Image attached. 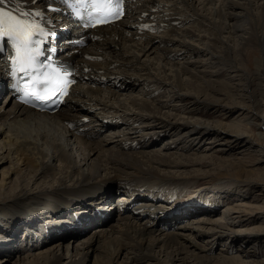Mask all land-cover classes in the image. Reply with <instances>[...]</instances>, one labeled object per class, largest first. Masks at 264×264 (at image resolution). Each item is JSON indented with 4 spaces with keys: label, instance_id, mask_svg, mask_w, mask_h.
<instances>
[{
    "label": "bare ground",
    "instance_id": "1",
    "mask_svg": "<svg viewBox=\"0 0 264 264\" xmlns=\"http://www.w3.org/2000/svg\"><path fill=\"white\" fill-rule=\"evenodd\" d=\"M125 5L72 57L85 74L54 115L2 97L0 73V264H126L122 255L130 264H251L223 256L258 241L246 222L230 234L218 204L207 213L196 196L167 210L174 198L162 194H180L199 172L229 198L264 191V0ZM0 7L38 10L44 33L61 22L42 0ZM178 107L188 112L170 115ZM203 108L216 122L184 119ZM256 152L254 162L237 158ZM114 192L134 195L135 206H112ZM236 208L227 215L237 219Z\"/></svg>",
    "mask_w": 264,
    "mask_h": 264
},
{
    "label": "rangeland",
    "instance_id": "2",
    "mask_svg": "<svg viewBox=\"0 0 264 264\" xmlns=\"http://www.w3.org/2000/svg\"><path fill=\"white\" fill-rule=\"evenodd\" d=\"M151 49L155 53V57H156V54H159V53L161 54L162 53L160 51V49L158 47H156V44L152 45ZM252 61H253V58H252ZM142 65L143 64L140 62V66L139 67H141V69L144 68V66H142ZM134 78H136V77H134ZM139 82L141 83V81H139ZM134 83H135V81H134ZM130 85H133V83H131ZM140 87H141V85H139L137 90H135V91H138V89ZM165 93L167 95V91H165ZM1 95L3 97V96L6 95V93H3ZM164 99H165V97H164ZM178 108H179V110L177 112L170 113V115L173 116V115L179 114L180 116H182V114H185V113L188 112V109H186V108H182V107H178ZM201 110L203 112H200V114H198V112L196 114L194 112H192V113H189L186 116H184V119H189L190 118V119H192V121L200 119V120H203L205 122H212V123L216 122L217 119H216L215 115H212L210 112H207V110L204 109V108L201 109ZM208 116H210V117L212 116V117L211 118H207ZM204 117H206V118H204ZM134 118H135V116H134ZM136 118L138 120V117H136ZM232 121H233L232 119L228 120V121H226V124H229ZM210 142L211 141H205V142L203 141L202 144L205 143L204 146H207V145H209L208 143H210ZM198 144H200V142ZM215 144L216 143H214L211 146L215 147L214 146ZM208 148H210V147H208ZM212 153H213V151L211 150V151L208 152V155H210ZM217 155L221 157V153L220 152H217ZM237 155H238L237 158L243 159L244 162H254L257 158H259L258 157L259 156L258 152H256L255 154H248L247 156L244 153H240V154H237ZM239 156H241V157H239ZM223 157H225V154H223ZM204 174H205L204 172H199L198 174H196L197 179L191 180L192 181V182H190L191 184L187 185L184 189H182L181 193H183V194L180 193L178 195L183 198L187 194L192 193L193 192L192 190L194 188L197 189V190L200 189L199 191H201L202 188H203V190L207 189L208 186H210L214 182H211V183L208 184L207 179L204 176ZM216 190H217V192H216ZM218 190H219V187H212L210 189H207L208 192H206V191H204L205 193L203 192L204 195L207 197L206 201L213 202V204L210 205L211 206L210 209L207 210V213L208 212H212L213 211V207L212 206H215L216 204H218L217 213H218L219 218L223 219V221H227L229 224H232V226L228 227V230H230L228 232H230V234L236 233L234 231H237L239 228H241L239 226L238 222L243 220L244 222H246V224H245V227H242V228L250 230L252 233H254L255 235L259 236L258 241L254 242L253 244H251V245L247 244L244 247L236 246L233 249H230L228 254H224L223 256L228 257V258H234V257L240 256V258L244 261V263L245 262H252L253 264L254 263H259V264L264 263L263 262L264 261V191H263L264 189L263 188L261 189L263 191L262 193L261 192H256L255 194L251 195L250 198H247V197L246 198H241L240 196H236V197L232 196V197L229 198V197H227L225 195V193H223L221 191L218 192ZM116 197L119 198L120 196H116ZM169 197H165L164 196L163 198L168 199ZM219 197H222V199H223V197H225L222 203L219 202ZM111 199H114V197H112ZM170 206H172L171 203L166 207V209L168 210V208ZM174 206H176V205H174ZM248 207H251V209L249 210ZM229 208H236V209H238V211H240L242 213L241 214H237L238 218L236 219L231 214L227 215V209H229ZM98 209H100V207ZM143 222L144 221H141L140 223H143ZM184 223H185V221L183 223H181V224H184ZM162 224H164V223H162ZM164 226H166V225H164ZM183 226H185V225H183ZM172 227H174V224H172ZM158 229L160 230V228H158ZM47 232L53 233L52 230H49ZM165 233L173 234L174 231L168 230V231H165ZM57 236L59 237V236H61V234L58 233ZM83 237H85V236H82L81 238H83ZM208 237L198 240L197 241L198 244H204L207 240H209L208 244H210L213 239H212L210 234L208 235ZM228 245H229V241L224 240V242H220V244H218V248L224 250ZM94 249L97 250V246H95ZM125 252L128 253V251H124V253ZM216 253H218V251L217 252L215 251L213 253L208 254V257H215V256H217ZM126 256L127 255H124V256L122 255L121 258L119 259V262L130 264L131 263L130 260L128 261L127 259H124V258H126ZM127 258L130 259L131 256L127 257Z\"/></svg>",
    "mask_w": 264,
    "mask_h": 264
},
{
    "label": "snow or ice",
    "instance_id": "3",
    "mask_svg": "<svg viewBox=\"0 0 264 264\" xmlns=\"http://www.w3.org/2000/svg\"><path fill=\"white\" fill-rule=\"evenodd\" d=\"M26 2L27 0H17V4ZM63 2L68 3V0ZM76 2L82 8H91L98 22H106L109 18H119L121 14L122 0H76ZM32 3H36V0H32ZM4 4L5 0H0V5ZM39 16L41 13L38 10L17 7L9 11L0 7V38H7L11 42L15 51L12 59L15 71L27 73L36 68L41 51L39 42L34 37L46 35L36 20ZM49 98L47 95L36 96V99L41 100Z\"/></svg>",
    "mask_w": 264,
    "mask_h": 264
}]
</instances>
